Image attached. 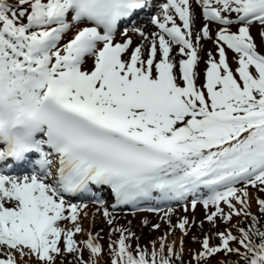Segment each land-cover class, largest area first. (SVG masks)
<instances>
[{
	"label": "snow or ice",
	"instance_id": "6c2138e0",
	"mask_svg": "<svg viewBox=\"0 0 264 264\" xmlns=\"http://www.w3.org/2000/svg\"><path fill=\"white\" fill-rule=\"evenodd\" d=\"M0 264H264V0H0Z\"/></svg>",
	"mask_w": 264,
	"mask_h": 264
},
{
	"label": "bare ground",
	"instance_id": "6f19581e",
	"mask_svg": "<svg viewBox=\"0 0 264 264\" xmlns=\"http://www.w3.org/2000/svg\"><path fill=\"white\" fill-rule=\"evenodd\" d=\"M147 17V16H145ZM147 21H140V24H146ZM150 27V26H149ZM205 47L207 49H212L213 45L210 43V45L208 43H206ZM145 207H147L148 205H144ZM128 209V208H127ZM129 212L134 211L133 209H128ZM120 217V223H126L127 220H131L132 224H133V228L134 231H136V233L138 234V231L140 230L141 226H140V222L147 218L150 222L155 223L158 222L157 221V217L155 214L153 213H148V212H142V213H136L135 215H131V214H126V215H119ZM86 226H88V222H85ZM95 229L98 231L100 229H104V233H107L108 231V226L103 223L102 218L97 217L96 222H95ZM160 233L156 232L154 233V236L152 238H155L156 236H158ZM105 240H107V236L105 235Z\"/></svg>",
	"mask_w": 264,
	"mask_h": 264
},
{
	"label": "rangeland",
	"instance_id": "374dc122",
	"mask_svg": "<svg viewBox=\"0 0 264 264\" xmlns=\"http://www.w3.org/2000/svg\"><path fill=\"white\" fill-rule=\"evenodd\" d=\"M146 21H147V18H146ZM210 45V43H208ZM204 64L201 63L200 65V68H201V71H203L204 69ZM174 207L177 208V215H183L184 212H183V207L182 205H173ZM203 212H204V209L202 207H198L196 212L194 213V215L197 217V218H202L203 216ZM131 212H129L127 209H124V211L118 213V215H126V214H129ZM188 215L192 216L193 213L189 212L187 213ZM175 220V217L173 218ZM152 223V222H150ZM205 227L207 228V225H205ZM197 235H199V233H196ZM138 236H140V243L141 244H145L149 241L150 238H152L154 236V233L153 232H150L149 228H140V230L138 231ZM214 243H216V241L214 240L213 241ZM197 243H193L190 239L187 241V246L188 247H192L194 246L195 248L197 247ZM187 256L185 257V259L187 260Z\"/></svg>",
	"mask_w": 264,
	"mask_h": 264
},
{
	"label": "trees",
	"instance_id": "16d2710c",
	"mask_svg": "<svg viewBox=\"0 0 264 264\" xmlns=\"http://www.w3.org/2000/svg\"><path fill=\"white\" fill-rule=\"evenodd\" d=\"M213 243H214V242H213ZM198 247H199V244L197 245L196 248H198ZM190 248L196 249L194 246H192V247H190ZM233 259H235V258H233Z\"/></svg>",
	"mask_w": 264,
	"mask_h": 264
}]
</instances>
